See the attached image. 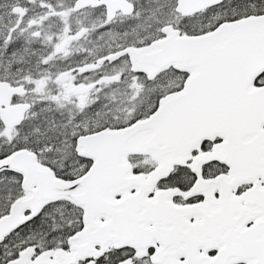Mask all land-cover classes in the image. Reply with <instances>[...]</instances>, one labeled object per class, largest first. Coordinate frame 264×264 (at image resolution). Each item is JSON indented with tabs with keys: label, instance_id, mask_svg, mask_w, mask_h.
<instances>
[{
	"label": "snow or ice",
	"instance_id": "snow-or-ice-1",
	"mask_svg": "<svg viewBox=\"0 0 264 264\" xmlns=\"http://www.w3.org/2000/svg\"><path fill=\"white\" fill-rule=\"evenodd\" d=\"M34 2L0 4L5 51L40 38ZM97 8L100 28L133 22L91 62L40 71L82 23L46 37L35 74L0 75V264H264V0H72L49 16Z\"/></svg>",
	"mask_w": 264,
	"mask_h": 264
},
{
	"label": "flooded vegetation",
	"instance_id": "flooded-vegetation-1",
	"mask_svg": "<svg viewBox=\"0 0 264 264\" xmlns=\"http://www.w3.org/2000/svg\"><path fill=\"white\" fill-rule=\"evenodd\" d=\"M140 1L142 0H137L138 3ZM2 2H5V0H0V3ZM42 4H51L52 9L42 7ZM143 4H146V0H144ZM71 6L72 0H67L65 5H62L61 0H35V2L30 5L32 12L30 13L29 19L34 18L39 21L41 17L45 18L42 25L33 29V31H41V36L39 39H36L29 38L26 33L19 34L16 37L18 42L13 44L15 52L13 50L6 51V57L1 60L0 75L4 74V70L9 64L8 62H11L13 65L11 73H9L10 75L15 73L16 68H22L25 72L31 70V72L35 74L37 72L36 64L38 59L42 54H45L49 48V42L46 37H53L52 46H54L56 43H59L60 40L73 36L81 29L82 23H84V26L89 30L88 37L86 39L82 38L79 41H70V48L68 49L69 56L65 57L63 53H59L54 61L55 67L42 66L40 71L56 72L57 69H65L69 65H75L80 61L87 60L91 62L93 56L90 53L95 50L97 45H103L105 43L109 32H123L125 28L133 22L128 15L118 13L110 27L100 28V25L103 24L106 19V10L103 8L81 10L80 13H69L65 15L67 17L66 25L58 24L59 16H49V12L53 10L59 13H67ZM83 13L87 14L86 22ZM66 28H70L71 31L65 32L64 29ZM97 28L99 32L92 31ZM100 36H104L105 39H98ZM56 37H59L60 40L56 39ZM13 53H17L18 56H13ZM21 57H23V60H21ZM85 75L91 76L92 74L85 73ZM16 102H19V100Z\"/></svg>",
	"mask_w": 264,
	"mask_h": 264
},
{
	"label": "rangeland",
	"instance_id": "rangeland-1",
	"mask_svg": "<svg viewBox=\"0 0 264 264\" xmlns=\"http://www.w3.org/2000/svg\"><path fill=\"white\" fill-rule=\"evenodd\" d=\"M6 2H7V0H5V2H2L0 4H4ZM61 2H62V5H65V3L67 2V0H61ZM143 3H144V0H142V1L139 2V4H142V5H143ZM63 7H65V6H63ZM63 7H59V8H63ZM0 16L3 17V19H0V26H2L3 23H4V21L8 19V17H7V9L6 8L0 7ZM65 23H67V17L66 16H59L58 17V24L59 25H66ZM3 47L4 46H0V56H1L0 57V63H2L1 62L2 58L6 57L5 55H7V52L4 50ZM13 51L15 52V48H13ZM12 55L13 56H18L17 53H13Z\"/></svg>",
	"mask_w": 264,
	"mask_h": 264
}]
</instances>
